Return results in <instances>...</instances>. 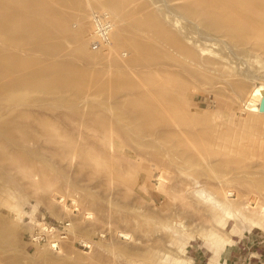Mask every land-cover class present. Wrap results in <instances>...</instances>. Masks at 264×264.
<instances>
[{
    "label": "rangeland",
    "instance_id": "1",
    "mask_svg": "<svg viewBox=\"0 0 264 264\" xmlns=\"http://www.w3.org/2000/svg\"><path fill=\"white\" fill-rule=\"evenodd\" d=\"M108 1L0 0V264H264V6Z\"/></svg>",
    "mask_w": 264,
    "mask_h": 264
},
{
    "label": "bare ground",
    "instance_id": "2",
    "mask_svg": "<svg viewBox=\"0 0 264 264\" xmlns=\"http://www.w3.org/2000/svg\"><path fill=\"white\" fill-rule=\"evenodd\" d=\"M254 1V3H256L257 4V7L259 6H261L262 5V7L264 6L263 5V1L262 0H253ZM200 4H202L201 6H200V8H202V10H205V11H213V10H216L215 8H217V12H219V10H220V8L221 7H219V10H218V6H221V5H216V3L213 1V0H202V2H200ZM232 5V4H231ZM118 6H119V2L118 1H116V0H109L108 2H106V4L105 5H103L102 4V8H105V9H107L105 12H107L108 14L109 13H113V12H115L117 9H118ZM229 6V5H228ZM227 7V6H226ZM233 7H234V5H233ZM232 7V8H233ZM236 7V6H235ZM237 8H238V6H237ZM243 8V7H242ZM198 8H196V10H197ZM222 15H224V16H226L225 14H231V12H232V10L234 9H229V7L225 10V7H224V9H223V6H222ZM229 12H228V11ZM230 10H231V12H230ZM235 11H236V8L234 9ZM243 10V9H242ZM98 11H101V10H98ZM215 11V12H216ZM223 11H225V12H223ZM244 11V10H243ZM197 12L198 11H196L195 13L197 14ZM209 12V13H210ZM220 12H221V10H220ZM233 13H234V16H233ZM199 14V13H198ZM220 14V15H221ZM236 14L237 13H235V12H232V16L233 17H231L232 19L236 16ZM110 15V14H109ZM200 15H203L202 14V12H201V14ZM205 15V14H204ZM207 16H208V14H206ZM205 15V16H206ZM230 16V15H229ZM227 17L228 16H226L225 18H226V20L224 19H222L223 21H226L227 22ZM237 18V16L234 18V19H236ZM55 19V18H54ZM114 19V18H113ZM229 20H231L230 19V17L228 18ZM228 20V22L231 24V26L232 25H234V23L233 22H235V21H237V19L236 20H233V22H232V20L231 21H229ZM56 21H58L56 24H58V25H56V26H58V27H61V28H63V29H65L66 30V21H65V19L64 18H61L60 20L58 19V20H56ZM113 22H114V20H113ZM225 22V23H226ZM227 22V23H228ZM228 23V24H229ZM236 23V22H235ZM116 24V23H115ZM115 24H113V27L115 26ZM79 29H81V31L80 30H78V32H77V36H76V40L78 41V40H80L82 37H83V25H81L80 26V28ZM60 30V29H59ZM113 28H112V32H113ZM115 31V30H114ZM120 31V30H119ZM111 32V33H112ZM233 32V31H232ZM235 32V31H234ZM90 36H91V34H90ZM116 38L117 39H120L121 38V34H119L118 33V31L116 32ZM91 39V38H90ZM109 46V45H108ZM109 47H111V46H109ZM106 49V48H105ZM83 49H82V47H78V52H80V51H82ZM163 75V74H162ZM156 76V77H154V79H153V94H154V96H155V98H154V100H153V105H154V108H153V110H151V111H155V112H157L158 110H160V109H162L163 107H164V104H163V100H165V101H167V102H169L170 101V103H171V101H172V99H174V97L176 98V94H174V92L171 90V88H178L179 90H180V87H181V83H180V81H179V79L175 76V75H172V74H165L164 73V75L163 76ZM181 80V79H180ZM178 90V91H179ZM174 91H175V89H174ZM177 91V90H176ZM264 91V87H257V88H252L251 89V91H250V93H249V98H248V105L250 106V108H256V107H258V106H260L261 108H264V98L262 99H259L260 98V95H261V93ZM180 92V91H179ZM180 95V94H179ZM248 96V95H247ZM247 99V98H246ZM177 102H178V100H176ZM176 101H175V103H176ZM259 101H260V103H259ZM174 102V101H173ZM180 102V101H179ZM165 104H166V102H165ZM179 104V103H178ZM259 104V105H258ZM170 106H171V104H169ZM174 106H177V104L175 105V104H173ZM179 106V105H178ZM247 106V105H246ZM166 107V106H165ZM168 107V106H167ZM171 108V107H170ZM172 109V108H171ZM167 110V109H166ZM174 110V109H173ZM177 110V108L175 107V110L174 111H176ZM169 111V110H168ZM168 111H166V112H168ZM164 112V111H163ZM161 113V112H160ZM170 113V112H169ZM171 114V113H170ZM199 194H204V191H201V190H198L197 191ZM61 196V199H59V200H57V202H59V203H61L62 204V206L64 207V208H68V206H67V204L65 203V196H63V195H60ZM49 211H50V213H51V215H52V212H51V210H50V208H49ZM81 242H83V243H85V244H88V246L90 247L91 246V244L88 242V241H85V240H81ZM60 249V248H59Z\"/></svg>",
    "mask_w": 264,
    "mask_h": 264
},
{
    "label": "built area",
    "instance_id": "3",
    "mask_svg": "<svg viewBox=\"0 0 264 264\" xmlns=\"http://www.w3.org/2000/svg\"><path fill=\"white\" fill-rule=\"evenodd\" d=\"M89 21L91 24L90 48L96 51L105 50L111 41V32L114 24L113 19L105 11L93 10L90 12ZM66 225H69V223H66ZM48 229L50 232L52 231V234L56 231V228L53 226H49L46 231Z\"/></svg>",
    "mask_w": 264,
    "mask_h": 264
}]
</instances>
